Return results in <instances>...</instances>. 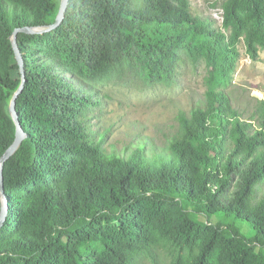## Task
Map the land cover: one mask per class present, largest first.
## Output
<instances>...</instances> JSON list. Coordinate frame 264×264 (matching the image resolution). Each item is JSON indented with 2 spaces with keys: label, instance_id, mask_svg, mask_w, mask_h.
<instances>
[{
  "label": "trees",
  "instance_id": "16d2710c",
  "mask_svg": "<svg viewBox=\"0 0 264 264\" xmlns=\"http://www.w3.org/2000/svg\"><path fill=\"white\" fill-rule=\"evenodd\" d=\"M60 0H0V156L12 143L9 101L21 75L10 36L54 22ZM222 25L188 0H70L62 23L19 32L25 131L4 163L0 264H264V99L248 115L228 86L243 41L264 49V0H224ZM203 60L205 91L164 146L137 135L105 146L93 83L138 77L169 85Z\"/></svg>",
  "mask_w": 264,
  "mask_h": 264
},
{
  "label": "rangeland",
  "instance_id": "374dc122",
  "mask_svg": "<svg viewBox=\"0 0 264 264\" xmlns=\"http://www.w3.org/2000/svg\"><path fill=\"white\" fill-rule=\"evenodd\" d=\"M194 15L208 18L212 26L222 25L224 0H188ZM239 57L232 82L228 86L231 100L248 115L264 99V49L251 59L243 41L237 44ZM206 65L203 60L192 63L185 59L177 68L169 85H147L138 77L106 78L93 83L101 104L95 111L94 126L106 134L105 146H123L137 135L152 138L158 146L179 130L178 116L189 113L205 91ZM145 264H172L169 252L156 248L143 257Z\"/></svg>",
  "mask_w": 264,
  "mask_h": 264
},
{
  "label": "water",
  "instance_id": "95a60500",
  "mask_svg": "<svg viewBox=\"0 0 264 264\" xmlns=\"http://www.w3.org/2000/svg\"><path fill=\"white\" fill-rule=\"evenodd\" d=\"M69 1L70 0H60L59 9H58V12L56 14V17L53 23L47 24V25H38V26L16 27L14 28L10 36L11 45L14 51L15 59L19 66L21 81H20L18 88L14 91L9 101V112L15 123L14 140L8 146V148L3 152V154L0 156V228L3 226L7 218V213L9 209L8 198L6 196L5 189H4V178H3L4 163L17 151L23 138L25 137V131L22 128V125L19 119V114L16 110L17 99L19 95L22 93L24 86H25V81H26L24 60H23V56H22V53L18 45L17 34L19 32H24L27 34H43V33L56 29L62 23L65 17V13H66Z\"/></svg>",
  "mask_w": 264,
  "mask_h": 264
}]
</instances>
